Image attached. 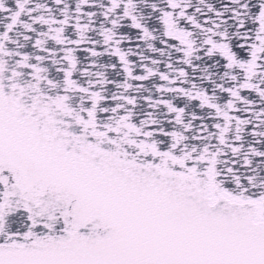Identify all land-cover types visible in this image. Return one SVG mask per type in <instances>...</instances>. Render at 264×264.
Listing matches in <instances>:
<instances>
[{
    "label": "snow or ice",
    "instance_id": "6c2138e0",
    "mask_svg": "<svg viewBox=\"0 0 264 264\" xmlns=\"http://www.w3.org/2000/svg\"><path fill=\"white\" fill-rule=\"evenodd\" d=\"M0 264H264V0H0Z\"/></svg>",
    "mask_w": 264,
    "mask_h": 264
}]
</instances>
